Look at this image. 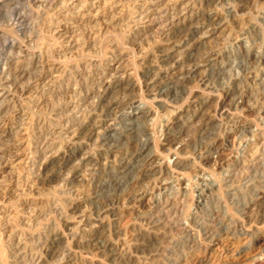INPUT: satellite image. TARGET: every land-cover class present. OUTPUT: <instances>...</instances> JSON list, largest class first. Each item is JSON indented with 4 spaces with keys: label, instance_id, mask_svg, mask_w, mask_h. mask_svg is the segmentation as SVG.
<instances>
[{
    "label": "rangeland",
    "instance_id": "obj_1",
    "mask_svg": "<svg viewBox=\"0 0 264 264\" xmlns=\"http://www.w3.org/2000/svg\"><path fill=\"white\" fill-rule=\"evenodd\" d=\"M14 7L30 25L0 68V264H264V0ZM208 226L211 244L185 232Z\"/></svg>",
    "mask_w": 264,
    "mask_h": 264
},
{
    "label": "bare ground",
    "instance_id": "obj_2",
    "mask_svg": "<svg viewBox=\"0 0 264 264\" xmlns=\"http://www.w3.org/2000/svg\"><path fill=\"white\" fill-rule=\"evenodd\" d=\"M27 1V0H26ZM51 1V0H50ZM15 2H16V0H0V68L3 66V65H6V60H5V58L3 57L6 53H11L16 47H17V44H18V39H16V38H14L15 36H17L18 38H20V36L26 31V30H28L29 31V20H27L28 18V15L26 16V14L24 13V11L22 12V14H21V12L19 13V12H17V13H19V14H17L16 13V8L14 7V4H15ZM44 2H45V0H44ZM48 2V1H47ZM29 3L30 4H32V5H34L35 3H36V0H29ZM39 3V2H38ZM41 3V2H40ZM17 4V3H16ZM28 4V3H27ZM42 4V3H41ZM45 5V4H44ZM23 6V5H22ZM16 7H18V6H16ZM25 7H27V6H25ZM35 7V6H34ZM39 7H41V6H39ZM175 7V6H174ZM19 8V7H18ZM29 8V7H28ZM27 8V9H28ZM208 8V7H207ZM26 9V10H27ZM25 10V11H26ZM46 10V9H45ZM24 13V14H23ZM30 19V18H29ZM168 25V24H167ZM207 27V26H206ZM208 28V27H207ZM198 29V28H197ZM32 33V32H31ZM29 34H30V32H29ZM28 34V35H29ZM181 34V33H180ZM180 34H179V36H180ZM193 35H194V38L195 39H198L199 41L201 40L200 39V37H199V35H204L205 33H204V29H202L201 28V30L199 29V30H196V31H193V33H192ZM22 37V36H21ZM32 37V36H31ZM184 36H182V38H183ZM174 38V41H175V39H177L178 37H173ZM181 38V37H180ZM15 52V51H14ZM11 57V56H10ZM171 62V61H170ZM173 62V65H176V64H181L182 63V61H180V60H178V59H175V60H173L172 61ZM15 63V62H14ZM17 63V62H16ZM31 63V62H30ZM196 63V62H195ZM200 63H202V62H199L198 64H200ZM206 62H204V63H202V64H205ZM34 64V63H33ZM198 64H195V65H193V68L196 66V65H198ZM10 65V64H9ZM20 65V64H19ZM190 65H192V64H190ZM18 66V65H17ZM30 66V65H29ZM5 67V66H4ZM11 67V66H10ZM20 67V66H19ZM32 67V66H31ZM23 68H25V67H23ZM181 68H183V66L181 67ZM7 69H8V67H7ZM12 69V68H11ZM16 69V68H15ZM14 69V70H15ZM18 69V68H17ZM26 69H27V67H26ZM30 69V68H29ZM9 70H10V68H9ZM20 70V69H19ZM13 71V70H12ZM27 71H28V69H27ZM151 71H153V70H151ZM10 72V71H9ZM8 72V73H9ZM15 72V71H14ZM13 72V73H14ZM26 72V71H25ZM29 72V71H28ZM159 72V71H158ZM182 72V71H181ZM13 73H9L10 74V76H9V78L11 77V79H12V81L14 80V81H21V80H23V79H25V75H23V76H16L15 74H13ZM22 73V72H21ZM29 74V73H28ZM31 74V73H30ZM159 73H157V72H155V71H153L152 72V76L150 77V78H147V80H146V82H147V84L148 83H150V82H152V80H154V79H152L153 77H157V75H158ZM211 74V73H210ZM27 75V74H26ZM150 75V74H149ZM29 76V75H28ZM208 78L210 77V75L208 74V75H206ZM30 77V76H29ZM144 78V77H143ZM212 78H214V77H212ZM211 80V79H210ZM25 81V80H24ZM30 82V81H29ZM130 83V82H129ZM128 83V84H129ZM132 83V82H131ZM130 83V84H131ZM29 84V83H28ZM210 84L212 85V83L209 81V79H206V81H205V83L203 84L204 86H205V88H209L210 87ZM17 85V84H16ZM135 85V84H134ZM129 86V85H128ZM178 87V86H177ZM133 86L131 85V86H129V87H127L126 86V88H124V90L123 91H121V95H118V98H117V103H120V102H124V105H125V107L124 108H130L135 102H136V100L134 99V98H130V95L133 93ZM155 88V87H154ZM184 88V86L182 87V89ZM173 89H175V88H173ZM181 89V88H180ZM150 90H153V88L152 89H150ZM118 91H120V90H118ZM132 92V93H131ZM178 92V91H177ZM176 92V93H177ZM208 92V91H207ZM184 93V92H183ZM173 94V93H172ZM176 96H177V94H175ZM174 95V96H175ZM79 97V96H78ZM194 98V97H193ZM198 98H200V95H199V97H196V99H198ZM84 99V98H83ZM176 99V98H175ZM189 99V98H188ZM191 99V98H190ZM95 101V100H94ZM93 101V102H94ZM7 102V101H6ZM115 102V101H114ZM177 102V101H176ZM236 102V101H235ZM149 103V102H148ZM168 104V103H167ZM240 104V103H239ZM5 99H3V101H1V103H0V113H2V111H3V109H4V107H5ZM183 105H184V103H183ZM55 106V105H54ZM239 106V105H238ZM237 107V106H236ZM178 108V107H177ZM173 109V108H172ZM166 111L164 112V115L165 114H167V112L168 111H170L169 109H165ZM123 111V110H122ZM59 112V111H58ZM159 113H157V115H158ZM143 115V114H142ZM156 115V116H157ZM168 115H169V113H168ZM209 115V114H208ZM151 115H150V113H148L147 112V114H145V115H143V116H141V117H138L137 118V121L139 122V123H142V122H145L149 117H150ZM166 116V115H165ZM164 116V117H165ZM172 118V116H168V121L167 122H169L170 121V118ZM163 118V117H162ZM98 119V118H97ZM151 119H154V116L153 117H151ZM211 119V118H210ZM40 120V119H39ZM173 121V120H172ZM166 122V121H165ZM170 124L169 125H166L167 126V129H166V131H168L169 130V132L168 133H166V135L167 134H169L170 133V131L172 130V128L173 127H171L172 125H173V123L170 121L169 122ZM132 124V123H131ZM136 124V123H135ZM157 124V123H156ZM167 124V123H166ZM96 126V125H95ZM133 126H134V123H133ZM144 126H146V125H143V127ZM148 126V125H147ZM161 127H162V125H161ZM132 130V133L133 134H136L137 135V137L138 136H147V133L151 130V131H153V133L155 134V131H156V129H155V127H152L151 129H147L146 131H144V132H146V133H143V135L142 134H139L138 132H136L137 131V129L135 130L134 128H131ZM144 129V128H143ZM83 130V129H82ZM130 130V129H129ZM189 130H191V129H189ZM139 131V130H138ZM143 131V130H142ZM152 133V132H151ZM153 133H152V135H153ZM172 133V132H171ZM170 133V134H171ZM149 134V133H148ZM185 134V133H184ZM121 137L122 136H129L130 135V133H129V135L127 134V130L126 129H124V132H122L121 134ZM151 135V134H150ZM157 135V134H156ZM174 135V134H173ZM172 135V136H173ZM98 136V135H97ZM185 136H189V133L187 132L186 134H185ZM120 137V138H121ZM155 139L154 140H150V139H147V140H145V141H143L145 144L143 145V146H141V148H139L136 152H135V154H133V158H135L138 154H140L141 152H143L147 147H148V145L149 144H151L152 142H154V141H156V139H157V137L154 135L153 136ZM169 137V136H168ZM96 137H95V134L92 132L91 134H90V140H92V142L93 143H97L98 142V140H96L95 139ZM119 138V139H120ZM139 138V137H138ZM142 138V137H141ZM166 138V137H165ZM171 138V137H170ZM170 138H168V139H170ZM175 139V140H174ZM89 140V141H90ZM100 140V139H99ZM137 140V139H136ZM141 140V139H140ZM179 141V143H183L184 141H185V138H182V139H178V138H173V139H171L169 142H168V144L170 145V146H174V143H176V142H178ZM165 144H167V143H165ZM45 151H47V150H45ZM44 152V151H43ZM116 152V151H115ZM153 156V153L151 152V153H149L148 155H146L143 159H141V160H139V165H137L133 170H132V172H131V176L133 175V176H137L139 173V171H140V169L142 170L143 168H147V166H146V164L148 163V162H150V161H152V157ZM133 158H131L130 160H132L133 161ZM125 162L127 163V161L125 160ZM126 163H124V164H126ZM140 163H142L141 165H140ZM127 165H130V163H127ZM256 178V177H255ZM262 178V177H261ZM129 179H130V177H129ZM134 179V178H133ZM127 182V181H126ZM128 183H129V181H128ZM226 183V182H225ZM236 183V182H235ZM127 184V183H126ZM130 184V183H129ZM129 184H128V186H129ZM232 184V183H231ZM230 183H227V185L225 184V186H227L228 187V189L229 190H233L234 189V187L233 186H230L231 185ZM231 187H233V188H231ZM54 191V190H53ZM116 191V190H115ZM68 194V193H67ZM185 194V193H184ZM220 194V193H219ZM244 194V193H243ZM182 196H183V194H181ZM187 195V194H186ZM201 196H202V194H201ZM204 196V195H203ZM211 195H209V197H210ZM204 197H206V195L204 196ZM209 197H208V199H209ZM185 199H186V197H184ZM200 199H202L201 197H200ZM207 199V200H208ZM184 201V200H183ZM186 201V200H185ZM167 202V201H166ZM204 202V201H203ZM166 204V203H165ZM175 204V203H174ZM183 204H185V202L183 203ZM182 204V205H183ZM173 205V204H172ZM181 205V204H180ZM201 205V204H200ZM247 205V204H246ZM173 207V206H172ZM248 207V206H247ZM256 207H257V205H256ZM197 208H198V206H197ZM241 210V212L243 211H245V210H247L248 208H246V206L245 205H242V206H240L239 207ZM172 210L173 209H170V211L172 212ZM176 209H174L173 211H175ZM201 210V209H200ZM206 210V209H205ZM213 210V209H212ZM164 211V209H160V212L162 213ZM199 211V210H198ZM214 211V210H213ZM166 212V211H165ZM199 212H201V211H199ZM174 213V212H173ZM220 213V212H219ZM218 213V214H219ZM163 214H165V213H163ZM160 215V214H158V215H160V216H164V215ZM172 214V213H171ZM214 214V213H213ZM244 214V213H243ZM167 215H169L168 214V211H167V214H165V216H167ZM212 215V214H211ZM207 217V216H206ZM210 217V216H209ZM213 217V216H212ZM252 217V216H251ZM168 218V217H167ZM166 218V219H167ZM169 218H171V217H169ZM168 218V219H169ZM192 218L196 221V223H197V221L199 222V221H201V220H203V217H201L200 216V214H198L197 213V211H196V214H193L192 215ZM208 218V217H207ZM211 218V217H210ZM214 218V217H213ZM212 218V219H213ZM255 218H256V215H255ZM91 219V218H90ZM157 219H159V218H157ZM162 219V218H161ZM172 219V218H171ZM177 219V218H176ZM209 219V218H208ZM219 219H221V218H219ZM256 219H258V217L256 218ZM260 219V218H259ZM258 219V220H259ZM174 220V219H173ZM179 220V219H178ZM204 220H205V217H204ZM217 220V224H219V225H223V232L224 233H226V234H229V233H231V234H233V235H235V233L236 232H234V229L236 228V224L235 223H237L236 222V220H235V218H231V216H228V217H225V219H222V221H219L217 218H215V219H213V221H216ZM253 220H254V218H253ZM156 222H160V220H157ZM169 222V221H168ZM177 222V221H176ZM226 222L228 223V224H226ZM256 222V221H255ZM166 223V222H165ZM170 223V222H169ZM161 224H163V223H161ZM170 224H173V222L172 223H170ZM199 224V223H198ZM197 224V225H198ZM168 225V224H167ZM200 225V224H199ZM198 225V226H199ZM201 225H205V224H201ZM201 225L199 226V227H201ZM216 225V224H215ZM176 226H178L177 224H176ZM207 226V225H206ZM151 227V226H150ZM167 227V226H166ZM210 227L211 226H208V227H202L201 229H202V231H200V232H198L197 230L196 231H194L193 229H191V227H187L186 228V233L189 235V236H192V237H194V236H196V235H199V236H205V237H208V238H210L211 239V241H210V244L211 243H213V240L212 239H214V237H215V235H217V233H218V230H215V228H211L212 230L210 231ZM218 227V226H217ZM235 227V228H234ZM167 228H169V227H167ZM170 228L172 229V230H174V229H176V227H173V225L172 226H170ZM213 229L215 230V231H213ZM150 230V229H149ZM177 230V229H176ZM237 230V229H236ZM178 231H179V229H178ZM192 232H194V234L192 233ZM170 232H168V234H169ZM177 233V232H176ZM148 234H150V233H148ZM162 234V233H161ZM173 234V233H172ZM159 235V234H158ZM174 235V234H173ZM220 235V234H219ZM164 236H166V235H164ZM204 238V237H203ZM32 243V242H31ZM18 251V250H17ZM22 251V250H21ZM36 258V257H35ZM25 259V258H24ZM40 260V259H39ZM56 264V263H55Z\"/></svg>",
    "mask_w": 264,
    "mask_h": 264
}]
</instances>
